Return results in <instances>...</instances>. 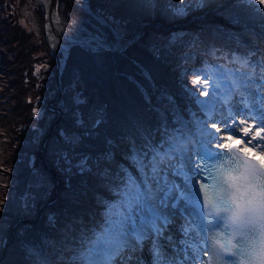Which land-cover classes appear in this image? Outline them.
Wrapping results in <instances>:
<instances>
[{
	"label": "trees",
	"instance_id": "trees-1",
	"mask_svg": "<svg viewBox=\"0 0 264 264\" xmlns=\"http://www.w3.org/2000/svg\"><path fill=\"white\" fill-rule=\"evenodd\" d=\"M87 1L93 10L103 14L119 28L121 27V32L124 31L126 24H130L132 30L140 24L154 23V25L146 26L136 41L122 51H112L106 47L97 49L95 46L92 49L83 44H72L60 75L61 92H58L56 75L50 68L53 67L54 60L49 53L45 39V65L48 67L45 68V98L53 100L52 105L55 110L58 109L62 114L54 127L51 130L48 128L46 142L52 138L58 144L61 143L62 147L65 146V153L72 160L74 171L67 172L68 179L66 180L64 179L65 175L59 179L56 177L59 182L58 192L61 187L63 194L56 195L55 201L58 203H56V208L53 207L55 219L51 224H49L50 220L45 222L47 228L41 226L34 233L21 236L18 232L20 229L18 225L23 222H30L29 224L34 225L35 219L16 218L13 229L7 233L0 264H26V262L40 264L32 258L29 252L24 253L25 248L22 250L23 247L17 245L20 237L28 244L27 246L36 250L47 248L45 243L49 245V253L50 251L53 253L54 264H64L58 260L64 254H67L68 257L75 255L72 257V264L81 263L85 251V247L82 250L81 247L85 245V242L95 237L94 232L90 230L92 222H98L99 218L103 217L102 213H109L104 218L106 220L112 215L110 213L112 209H118L122 201L120 189L123 188V184L120 182L121 176L110 174L103 177L98 174V169L95 166H93L92 172L80 174L74 165L84 155L95 159L104 153L108 149L107 141L113 142L111 151L114 152V158L111 164L101 167H107L112 172H117V169L113 167L114 163L119 162L118 158L121 156L123 148L129 145V138L134 139L137 144H141L143 137L148 141L145 147L150 152L152 138L161 119L154 109V105H163L165 102V100L157 102L161 95L154 92V87L160 91L172 92L175 94L174 97L178 98L177 92L175 93L174 89L169 86L174 68H182L190 73L193 71L192 67H196L197 62L200 63L199 67H213L212 64L217 60L214 58L208 60L203 55L207 47L216 51V55H221L218 54L221 48L218 47L230 51L227 54L229 60L226 58L220 62L224 63L226 68H230V65L231 67L236 66L234 61L238 63L239 56L234 54L232 49L243 51L248 45L241 44L237 38L233 37L225 48L223 39H219V37H224L232 27L237 25L240 27L253 25L260 28V24L255 18L256 15L251 9H241L236 12L238 19L232 18L229 10L235 9L230 7L232 1H227L220 6L223 0L215 3L193 0H149L153 7L151 13L147 10L129 8L127 0ZM176 1H180L186 7L188 3L191 4L190 7H187L183 17L174 15L167 9L168 4L173 5ZM59 5L64 6L65 11H68L71 16L74 13L75 16L80 17L77 18L79 22L89 28L91 27L86 22L87 19L96 22L76 0H59ZM162 9H165V14ZM184 24L185 26H183ZM106 29L109 31L107 27ZM156 33L164 38L160 46L138 47L143 41L140 38L142 35ZM227 37L229 38V36ZM204 40L207 41L204 42ZM14 49L9 51V53H14V58L3 60V63L0 64L2 68L7 67V64H15L18 59L26 60L23 48ZM212 50L210 55L213 56ZM7 51L4 50L3 54H6ZM144 68L150 73L153 81L147 78ZM25 69L29 71L30 67L27 66ZM147 97H151V104L146 103ZM168 107L171 109L169 104ZM48 111L52 112L49 109ZM77 111L83 118V125H77L73 119L69 122V127L74 131L71 132V135L75 134L79 137V143L69 145L65 143L60 133L63 131L69 135L65 126L66 116H72ZM18 113L19 111L9 108L8 111H5V116L0 118V122L11 123L13 118L19 119L20 114ZM96 120H100L101 123L96 125L94 123ZM22 122L20 121L15 126L17 131L21 128ZM61 125L64 126V129L59 131ZM5 133L7 132L5 131ZM18 153L20 154V151ZM122 157L127 162L125 164H128L123 169L124 173L127 177L135 180V175L132 172V168L135 167L130 163L132 158H128L127 155ZM37 160L45 169L43 160L41 161L38 156ZM2 163L4 167L11 166V160L8 158L4 159ZM55 171L57 172V170ZM45 196L46 194L42 193L35 199V202L43 203ZM101 205L107 207H101ZM10 208L8 203L0 202V216L15 217L16 212H12ZM20 220L25 221L18 223ZM57 240H59L58 244ZM52 241H56L54 246L51 244ZM13 249L16 252L12 254ZM50 255L52 254L50 253Z\"/></svg>",
	"mask_w": 264,
	"mask_h": 264
},
{
	"label": "snow or ice",
	"instance_id": "snow-or-ice-1",
	"mask_svg": "<svg viewBox=\"0 0 264 264\" xmlns=\"http://www.w3.org/2000/svg\"><path fill=\"white\" fill-rule=\"evenodd\" d=\"M260 3L264 4V0H260ZM190 6L188 3L187 7ZM187 7L178 3L174 15L186 14ZM107 44L108 38L103 35L94 36L89 41V46L94 45L97 49H102ZM236 51L239 52V49ZM234 64L236 66L230 73L219 70L212 75L217 80L231 85L238 108H243L245 112L255 110L259 113L258 116L248 117L257 120V124L239 131L235 124L226 126L223 131L230 134L225 139L217 135L221 129L216 127V121L212 122L215 132L206 131L205 121L197 135H193L188 129L185 139L170 145L167 152L161 149L163 156L149 152L145 147L148 141L143 137L141 144L129 138V148L125 155L132 158L130 163L133 167L138 165V171L144 170V177L138 184L120 171V182L123 184V188L120 189L122 192L120 211L106 219L108 234L105 237L96 238L94 243L89 241L97 256L104 257L105 253L111 250L120 253L119 256L106 258L111 264H139L138 260L130 257L147 244L150 251L155 254L156 264H170L164 248L166 243L171 245L173 238L168 233L179 217L183 222L178 228L181 234L178 243L187 257L189 251H195V241L201 240L200 219H204L209 229L223 225L225 217L205 215V204L211 203L215 213H231L230 220L233 225L251 227L259 233L258 239L249 241L245 248L239 250L240 255L247 257L243 261L235 260L238 253L220 244V248L233 257L226 264H264V150L260 152L253 150L256 143L264 145V64L257 66L260 68L259 72L246 56H240L239 62L234 61ZM213 67L219 66L213 63ZM209 71L194 70L193 74L203 75L207 82L210 79ZM254 82L260 84L258 89L251 87ZM191 91L195 92L196 89L193 88ZM201 91L204 89L201 88ZM160 99L175 105L174 99L166 92L161 93ZM146 103H152L151 97L146 98ZM164 119L166 120V116ZM74 122L83 125L82 116L74 113ZM94 123L99 125L101 121L96 120ZM252 128H256L254 137H250ZM241 132L243 137H249L253 142L252 147H241L245 144L244 139L238 138ZM60 135L69 145L79 143V137L75 134L67 135L61 131ZM213 143L224 151L214 149ZM107 144L108 149L95 159L89 155L82 156L74 165L78 173H90L95 166L99 175L109 176L111 174L109 169L101 167L111 164L114 158V152L111 151L113 142L107 141ZM234 149H239L243 155L234 154L232 152ZM60 158L69 166L68 171H71L73 165L68 155L61 152ZM213 164L217 165V171L215 175L211 172L209 175L212 176L210 186L215 193L216 202L208 196L209 183L204 174ZM197 181L201 183L198 184ZM228 244L231 245L232 241L229 240ZM91 264L102 262L93 261Z\"/></svg>",
	"mask_w": 264,
	"mask_h": 264
},
{
	"label": "rangeland",
	"instance_id": "rangeland-1",
	"mask_svg": "<svg viewBox=\"0 0 264 264\" xmlns=\"http://www.w3.org/2000/svg\"><path fill=\"white\" fill-rule=\"evenodd\" d=\"M55 1L53 2V6L64 29H67L69 32L77 31L78 33L84 34L80 29L87 27L82 22H79L77 18L80 17L75 16L74 13L71 16L68 11H65L66 9L64 6L59 5V0H57V2ZM193 1H208L215 3L221 2L222 0ZM193 1L191 2L194 3ZM178 3L181 4L180 1H176L173 5L168 4V11L174 13V9ZM230 4V7L235 8L229 9L231 16H233L232 18L235 20L238 19L236 15L237 11L241 9H251L252 12L255 13V18L260 24V30L264 35V4H261L260 0H234L230 2ZM127 6L129 8L147 10L150 13L153 12L152 3L149 0H127ZM162 12L165 14V9H162ZM177 16L183 17L184 14ZM83 20L85 22L84 18ZM86 22L90 25L91 29L89 30L93 33L106 36L108 41H115L116 38L113 39V34L110 30L108 31L105 26L97 21L94 22L88 19ZM183 26H185V24ZM131 30L132 26L126 24L122 33L127 35ZM228 35L231 38H237L240 42H243L245 37H251V45L261 42V40H256L250 35L248 31L241 29V27L231 28ZM140 38L143 40L142 43L138 45L140 48L160 46L164 41L163 36L157 33L144 34ZM219 39L230 41L227 37H219ZM89 41V39H85L83 42L89 44ZM205 41L207 40H204V42ZM47 44L49 53L51 54L49 43L47 42ZM63 45L66 46L68 44L65 42ZM14 48H23L26 60L18 59L15 64H7L5 68L0 66V118L5 116V111H8L9 108L13 111H19L18 114H20V118H13L11 123L0 122V202L8 203L11 206L10 210L16 212L17 215L13 218L0 216L1 261V254L5 249L4 246L6 244L7 233L10 229H13L16 218L35 219L34 225L29 224L30 222H23L21 225H18L20 228L18 232L21 236L34 233L35 230L41 226L47 228L45 222L47 223L49 220V224H51L55 219V217H53L55 216L53 207L56 208V203H58L55 201L56 195L58 194V196H61L63 194V189H61V187L58 192L59 182L56 180V177L59 179L65 175L64 179L66 180L68 179L66 175L67 172L74 171L73 166L71 167V171H68L69 166L60 158V153H65V146L62 147L63 145L61 143L58 144L55 139L52 140L51 138L45 142L44 148L42 147L44 138L48 133V128L51 130L59 121L62 114L60 112L58 114L56 110L53 111L49 109L50 106L54 107L52 105L54 101L45 98V68L48 67L45 65V11L44 4L41 0H0V64L3 63V60H12L14 58V53H9V51ZM4 50H8L6 54H3ZM259 52L262 54L263 49L259 50ZM58 54L62 64L63 54L60 53V51ZM51 56L53 57L54 64L53 67L50 68L53 73L57 74V62L52 54ZM257 65L255 61L253 67ZM27 66L30 67L29 71L25 69ZM197 68L194 67L193 71L190 73H188L187 70L184 71L182 68H174L169 86L174 89L175 93L177 92L179 96L177 99L178 103H176V99L174 98L175 105H171L170 113L166 112V116H168L166 120L163 117V123L160 126L159 132L160 130H164L166 131V135L167 132H169V138L175 143L173 136L175 131L172 133L168 131L169 125L165 126V124L170 123L174 126L179 122V117H183L193 127L200 126L201 129L205 121H207V128L214 129L212 127V122L216 121V127L220 128L221 133H224L225 136L230 134L223 131L226 126L235 124L239 131L242 128L257 124V120L248 118L249 116L259 115L255 110H253L255 114H252V111L246 114L241 112L237 114L235 111L232 112L231 116H227V106L234 108L238 107L234 100V93L231 85L217 80L216 77L212 75V73L222 70L223 68L221 66L209 72L210 79L207 82H205L203 75L197 76L193 74L194 70H197ZM256 68L258 72L259 67ZM231 71H229V73ZM254 83L255 84H252L251 87L258 89L260 84ZM193 88L196 89L195 92L191 91ZM201 88H203L204 91H201ZM154 92L160 95L163 93L155 87ZM197 93H199V95H197ZM221 94L227 100H224V97L220 96ZM160 101L162 100L158 98L157 102ZM67 102L69 103L68 100ZM166 102L168 103V101ZM48 109L52 112H49ZM75 114H79V111ZM169 114H171V116H169ZM55 118L56 121L54 122ZM66 119L67 122H65V126L67 127L69 135H71V132L74 131L69 127V122L74 119V115L66 116ZM20 121L23 122L21 123L19 131H17L15 126ZM62 129H64L63 125H61L59 131ZM180 129H182V127L177 126V130ZM5 131L7 133L4 134ZM14 135L15 138H13ZM241 135H243L242 132ZM255 135L256 128H252L250 137H254ZM10 136L11 138H9ZM99 137H101V135H99ZM245 139L247 141L245 142L246 145L252 147L253 142L250 138L246 137ZM160 148H163L162 144H160ZM41 150H43L42 153H40ZM253 150L260 152L264 150V145L256 143ZM19 151L20 154L18 153ZM38 154L41 155L40 159L45 163V169L37 160V156H40ZM158 154L163 155L161 152ZM6 158L11 160V166L4 167L2 162ZM118 164V162H115L113 167H117ZM118 168H120V165ZM55 170H57V172ZM42 193L46 194L45 200L43 203L41 202L38 204L35 202V199ZM119 211L120 209L113 212L111 216L117 214ZM102 215L103 217H100L98 222H92V227L90 228V230L96 234V238H103L108 234V225L104 218H106L109 213H102ZM111 216L109 218H111ZM96 238L93 237L90 240L94 243ZM58 241L59 240H57V244ZM89 241L85 242V245L81 247V250L85 247L83 264H90L98 257ZM51 244L54 246L56 241H52ZM17 245L23 247L22 250L25 248L24 253L29 252L35 261V252L38 251L41 253L44 250V248L36 250L33 247L27 246L28 244L25 243L21 237ZM44 245L47 246L45 255L50 258L51 263L54 264L53 253L51 251L50 253L52 255L49 253V245L46 243ZM15 252L16 250L13 249L12 254ZM107 253H112L110 257L120 255L119 252H112L111 250ZM132 255L133 256L130 258L133 260H138L140 257V254L136 255L135 252ZM46 256L45 258H47ZM196 256H199V254H196ZM106 258L107 257H105V260ZM67 259L70 262L68 255L64 254L60 256L58 260L66 264ZM70 259L72 262V258ZM106 262L111 264L110 260ZM26 264L32 263L26 262ZM197 264H199V262H197Z\"/></svg>",
	"mask_w": 264,
	"mask_h": 264
},
{
	"label": "water",
	"instance_id": "water-1",
	"mask_svg": "<svg viewBox=\"0 0 264 264\" xmlns=\"http://www.w3.org/2000/svg\"><path fill=\"white\" fill-rule=\"evenodd\" d=\"M83 1L86 2L85 0H83ZM50 2L51 1H49L48 3L45 2V18L47 20V22L45 24V29H46L48 36H51L52 46L54 48L53 53L55 54L57 52V50H59V49L66 50V47H63L60 44L59 33L61 32L62 26L58 22H55L53 19V9H52ZM89 12L96 19H98L102 23L109 26L111 28V30L113 31V34L117 37V39H118L117 42H114V43L108 42V44H107V46L112 50L124 49L125 45L130 43L132 40H135L137 35H139L142 32V30L144 29L145 26H151L152 25V24H141L138 28H136L131 33V35L129 37H124L119 33L117 27L110 24L109 21L103 15H101L97 12H94L92 10H89ZM83 31L86 34L82 35V34H78L76 32L69 34L63 30H62V34H64L67 37V39H69V40H81V39H84L85 36H89V37L97 36L95 34H92L89 30L84 29ZM60 70H61V65L57 61V74H56L57 78H59ZM59 87L60 86L58 85V88Z\"/></svg>",
	"mask_w": 264,
	"mask_h": 264
},
{
	"label": "bare ground",
	"instance_id": "bare-ground-1",
	"mask_svg": "<svg viewBox=\"0 0 264 264\" xmlns=\"http://www.w3.org/2000/svg\"><path fill=\"white\" fill-rule=\"evenodd\" d=\"M44 3L46 2V3H48L49 1H52V0H42ZM54 19V18H53ZM54 21H55V19H54ZM67 30V29H66ZM49 39H50V41H51V36H49ZM185 129H189V127H188V125H186L185 126ZM220 136L222 137V138H226V136H223V135H221L220 134ZM238 138H242V139H244L245 140V137H243V135H241L240 137H238ZM182 139H184V137L181 135V134H179V133H177L176 134V141L177 142H180ZM245 142H247L246 140H245ZM183 221L179 218V217H177V219H176V222H175V224H174V226H172L171 227V229H178L179 228V226H180V224L182 223ZM175 234H176V232H175ZM110 255H112V253H105V257H109ZM98 258H102V257H100V256H98ZM98 258H96V259H94L93 261H99V259ZM103 259V261L102 262H104L105 260H104V257L102 258ZM147 260H148V258L147 257H142V262H147ZM100 262V261H99ZM148 264V263H147Z\"/></svg>",
	"mask_w": 264,
	"mask_h": 264
}]
</instances>
